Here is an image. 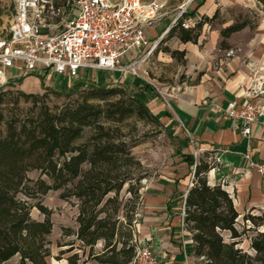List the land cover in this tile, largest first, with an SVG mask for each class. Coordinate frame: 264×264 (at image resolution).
Listing matches in <instances>:
<instances>
[{"label":"trees","instance_id":"trees-1","mask_svg":"<svg viewBox=\"0 0 264 264\" xmlns=\"http://www.w3.org/2000/svg\"><path fill=\"white\" fill-rule=\"evenodd\" d=\"M258 2L264 5V0ZM207 19L202 15L190 28L178 20L167 33L172 35L178 30L182 42L197 43ZM247 26L255 27L246 18L222 28L221 45ZM39 77L44 84V76ZM82 86L80 81L74 89ZM148 88L153 89L146 83L143 90L130 94L124 88L93 86L84 89L77 102L56 110L43 102L37 113L23 118H8L0 109V264H50L53 211L42 203L41 197L58 189H63V199L77 200L78 229L74 234L84 246L82 255H86V247L90 248L84 262L93 259L99 264H134L133 219L127 215L126 224L121 219L119 196L129 183L128 191L140 197L132 177L133 166L140 162L132 156L126 141L113 135L103 121L122 122L136 114L159 122L148 105ZM121 93L119 99L108 101ZM5 94L0 90V103ZM20 94L26 98L41 97L38 93ZM91 99L105 103H92ZM87 127L93 128L94 133L78 144ZM182 142L188 143L186 139ZM210 154L196 158L193 153H182L183 161L193 172L192 185L182 209L176 213L182 216L181 228L193 240L187 245L188 252L196 257L197 264H264V212L253 213L252 208L241 216L223 183L209 182L208 173L219 166L216 157L212 161L205 158ZM33 169L40 171L37 179L28 176ZM34 207L44 215L43 219L32 216ZM68 230L67 234H71ZM250 232L252 235H248ZM243 237L249 238L248 248L241 246ZM99 241H103V248L97 252ZM80 259L78 252L67 257L69 264H78Z\"/></svg>","mask_w":264,"mask_h":264},{"label":"rangeland","instance_id":"rangeland-1","mask_svg":"<svg viewBox=\"0 0 264 264\" xmlns=\"http://www.w3.org/2000/svg\"><path fill=\"white\" fill-rule=\"evenodd\" d=\"M58 1L62 3L64 0ZM162 1L165 3L162 9L164 16L153 27L159 35H152V41L161 39L153 52L138 64V75L128 73L127 78H121L119 83H114L107 71L90 72L93 77L86 80H73L63 74L49 73L44 76V84L42 78L34 74L18 77L0 88L6 93L2 96L3 102L0 103V109L8 118L11 116L23 118L28 114L37 113L43 102L52 110H56L67 103L77 102L82 99L84 89L93 86L124 88L132 94L149 83L155 93L152 98L149 97L148 99V105L152 112L158 116L155 106L151 104V101L158 97L165 102L168 113L172 115L173 110L168 103L171 92L175 89V91H181V87L185 84H195L199 82V79L191 80L185 71L186 54H182V51H185L184 45L190 42H182L178 37V30L172 35L166 32L168 27L172 26L181 6L187 0ZM197 1L199 0H194L193 4L189 5V14L192 13V7L196 5L195 2ZM15 14V0H0V38L8 35ZM203 17H208V19L204 23L195 44L203 46V52L207 54L210 60L208 68H210L209 63L212 64L213 70L216 67L223 68L224 76L228 78L226 82L235 80L237 75H243L246 84L249 85V90L252 91V95H255V99L264 101V5L258 0H217L216 3H212L211 8H203ZM246 18L255 27L247 26L243 30L233 33L226 40V44L221 45L223 39L221 29ZM213 35L218 36L214 39ZM131 56L138 58L136 52H132ZM115 74L120 76L119 72ZM80 81L83 86L75 90V84ZM20 91L38 93L41 97L38 99L26 98L20 94ZM121 96L122 93L111 96L108 101H114ZM90 102L105 103L104 100L98 99H91ZM160 117L159 122L140 118L136 114L122 122L103 121L105 125L111 127L113 135L122 141H126L130 153L140 162L139 166L135 164L132 168L133 186L134 189L138 188L140 197L137 198L129 192L130 184H125L119 196L122 203L121 219H125L124 223L126 224L127 215L132 216L135 238L144 241L148 237L152 244L153 237L146 235L155 233L163 226L166 220L162 214L164 212L170 215L169 222H178L179 216L176 213L180 210L183 199V190H176L169 195L166 202H153L150 196L155 195L158 191L155 184L169 181L173 187L172 181L176 180L180 184V189H183L187 183L192 182L193 172H191L189 164L183 161V152L193 153L196 158L203 156L204 153H211L210 156L205 157L209 161L214 160L216 155L211 151H203L199 145L192 143L190 134L185 130L182 123L167 124ZM93 133V128L87 127L83 137L77 140V143H84ZM184 139L188 143H183ZM39 175L40 171L37 169L28 172V176L32 179H37ZM62 192L63 189L50 190L41 197L42 203L53 211L51 216L53 229L50 235L52 256L49 258V263L69 264L67 257L78 252L81 256L78 264H99L93 259L84 262V259L88 257L90 248L86 247V255H82L84 246L74 234L78 229L77 200L75 198L63 199L61 197ZM20 196L22 197V195ZM30 201L35 203L37 200ZM253 213L259 214L261 211L253 210ZM32 216L36 219L44 218L37 207L32 209ZM242 218H240L238 225L239 229H242ZM179 227H172L171 231L174 235L179 233ZM68 229H70L71 234H67L69 233ZM248 235H252V232ZM241 246L248 248L249 238L243 237ZM102 248L103 241H99L95 246V251L100 252ZM68 249L72 250L69 251Z\"/></svg>","mask_w":264,"mask_h":264},{"label":"built area","instance_id":"built-area-1","mask_svg":"<svg viewBox=\"0 0 264 264\" xmlns=\"http://www.w3.org/2000/svg\"><path fill=\"white\" fill-rule=\"evenodd\" d=\"M192 1L182 5L173 24L178 20L186 28L196 24L199 18L185 16ZM164 6L162 0H15L10 31L0 38V88L31 74L86 80L93 77L90 72L107 71L114 83L128 73L138 75V64L161 39L152 41L149 30L164 16ZM263 114L264 103L250 94L229 101L226 107V115L247 137L252 123ZM250 165L264 185V161L250 158ZM149 241L135 238L134 264H161Z\"/></svg>","mask_w":264,"mask_h":264},{"label":"crops","instance_id":"crops-1","mask_svg":"<svg viewBox=\"0 0 264 264\" xmlns=\"http://www.w3.org/2000/svg\"><path fill=\"white\" fill-rule=\"evenodd\" d=\"M216 1L199 0L192 7V13L185 16L200 18L203 15V8H211L212 3H216ZM149 33L159 35L154 28H151ZM216 36L218 35H213L214 39ZM183 48L186 51L185 58L187 61L185 71L191 80L197 78L199 82L185 84L181 87V91H175V89L171 92L168 103L173 110L172 115L168 113L169 111L162 99L157 97L151 101V104L155 106L161 120L166 121L167 124L182 123L185 130L190 134L192 143L199 145L203 151H211L216 154L215 157L219 161V166L208 173V180L211 184L223 183L224 187L234 197L235 206L241 216L252 208L264 212L263 179L250 165V158L255 161H264V114L252 123L251 135L244 136L241 128H238L235 121L226 115V107L229 101L241 100L247 94L252 95L244 76L237 75L235 80H227L228 82H226L228 78H225L223 68L216 67L213 70L211 63H209L210 68H208L210 60L207 54L203 52V46L190 42ZM146 94L149 99L155 93L153 89L148 88ZM255 100L264 103L258 98ZM172 182L173 187L169 181L157 182L155 187L158 191L155 195H151L150 199L153 202H166L171 193L176 190H183L181 210L184 197L192 182L187 183L183 189H180V184L176 180ZM162 214L166 219L163 226L155 233L146 235L153 237V244L160 263L197 264L196 257L188 252L187 245L192 244V239L187 235L189 232L181 228L182 216L177 214L179 221L169 222L170 215L167 212ZM173 226H180L179 233L175 235L172 233ZM148 239L150 238L146 237L145 240Z\"/></svg>","mask_w":264,"mask_h":264},{"label":"bare ground","instance_id":"bare-ground-1","mask_svg":"<svg viewBox=\"0 0 264 264\" xmlns=\"http://www.w3.org/2000/svg\"><path fill=\"white\" fill-rule=\"evenodd\" d=\"M181 8H182V6H181ZM167 32V31H166Z\"/></svg>","mask_w":264,"mask_h":264},{"label":"water","instance_id":"water-1","mask_svg":"<svg viewBox=\"0 0 264 264\" xmlns=\"http://www.w3.org/2000/svg\"><path fill=\"white\" fill-rule=\"evenodd\" d=\"M169 30V29H168ZM168 30H167V32H168Z\"/></svg>","mask_w":264,"mask_h":264}]
</instances>
